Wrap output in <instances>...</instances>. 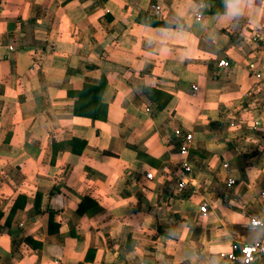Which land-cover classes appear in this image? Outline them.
<instances>
[{"label": "crops", "instance_id": "crops-1", "mask_svg": "<svg viewBox=\"0 0 264 264\" xmlns=\"http://www.w3.org/2000/svg\"><path fill=\"white\" fill-rule=\"evenodd\" d=\"M45 41L51 71L34 61ZM102 75L105 120L76 118L68 91ZM142 86L170 95L161 111ZM73 137L83 151L53 157ZM263 188L264 0L234 18L225 0H0V264H241L225 253L264 239ZM52 191L48 233L34 193ZM88 195L99 208L81 215Z\"/></svg>", "mask_w": 264, "mask_h": 264}, {"label": "trees", "instance_id": "trees-1", "mask_svg": "<svg viewBox=\"0 0 264 264\" xmlns=\"http://www.w3.org/2000/svg\"><path fill=\"white\" fill-rule=\"evenodd\" d=\"M144 23L148 26H154V27H174L175 25L166 22L164 20H160L156 17L153 13H147L144 15ZM58 44L49 43V42H42L39 47L35 48L36 56L34 57V61L41 67L44 68L47 71L50 70V59L49 57L50 53H53L54 49ZM3 57H9L3 56ZM107 82L104 75L100 77V81L98 84H92V83H84L82 88L80 90H69L68 95L74 98V104H73V111L72 114L76 118H91V119H101L105 120L106 114H107V108L108 105L106 102H104L103 94L106 88ZM142 91L147 95L149 100L152 102V108L151 113L156 114L159 111H161L168 101L170 100V95L161 92L155 88L142 86ZM63 147L65 144L69 145L70 151L74 154H80L83 149L85 148L86 141L82 140L77 137H73L68 142H60V143H53V157H55L58 146ZM55 190V189H54ZM53 191L49 194H41L39 192L34 193L35 201H34V208L36 212H39V210L47 211L49 214L48 218V233H54L59 230L60 223H54L53 222V214L54 210L50 209L46 203L50 197V194H52ZM43 202L44 205L41 209L39 208L40 203ZM17 201L14 202L12 205L8 216H7V224H9V217L13 214L15 208L17 207ZM99 205L92 197L84 196L82 200L79 202L77 207V212L81 215L86 213V211H93L94 209H98ZM87 258V256H86Z\"/></svg>", "mask_w": 264, "mask_h": 264}, {"label": "built area", "instance_id": "built-area-1", "mask_svg": "<svg viewBox=\"0 0 264 264\" xmlns=\"http://www.w3.org/2000/svg\"><path fill=\"white\" fill-rule=\"evenodd\" d=\"M155 10H159V6H152ZM201 15L197 14L196 18L200 19ZM11 49V47H10ZM219 65H227V62L225 60H220ZM193 93H196L198 90V87L196 85H192ZM146 111L148 113H151V108H146ZM182 142L179 146V153L181 155H186L188 152V146L190 144V141L192 139L191 133H186L182 137ZM222 168L226 171L229 170V165L227 163L222 164ZM192 172V166L190 162H188L187 159L182 160L181 166H180V180L177 182V185L175 186L173 190V194L175 196L180 195L183 191L187 189L188 186V175ZM147 178H152V173L148 172L146 174ZM235 183V179L229 177L225 184L229 187ZM259 199L262 202L264 206V188L259 191ZM199 210L201 212L202 216H206L208 214L207 204L203 203L200 205ZM250 224L251 226H263V221L256 217L252 216L250 217ZM226 258L231 262H239L241 264H251L252 261H254L256 258L260 256H264V239L252 243H238L234 242L231 245V248L229 251L225 253Z\"/></svg>", "mask_w": 264, "mask_h": 264}, {"label": "clouds", "instance_id": "clouds-1", "mask_svg": "<svg viewBox=\"0 0 264 264\" xmlns=\"http://www.w3.org/2000/svg\"><path fill=\"white\" fill-rule=\"evenodd\" d=\"M245 0H225L226 14L230 17H237L243 14Z\"/></svg>", "mask_w": 264, "mask_h": 264}]
</instances>
